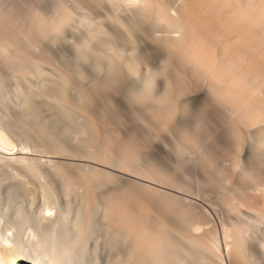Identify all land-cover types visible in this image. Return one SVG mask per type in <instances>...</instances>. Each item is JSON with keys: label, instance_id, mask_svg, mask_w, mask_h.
<instances>
[{"label": "bare ground", "instance_id": "bare-ground-1", "mask_svg": "<svg viewBox=\"0 0 264 264\" xmlns=\"http://www.w3.org/2000/svg\"><path fill=\"white\" fill-rule=\"evenodd\" d=\"M57 1L55 4L53 2H45L44 4H47L48 8L54 9ZM141 1L144 2L145 0ZM146 1L145 3H138L139 5L136 3V5L127 7L126 12L122 15L125 17L123 19H127L124 21L128 23L129 30L134 33V36L137 35L136 37L141 39L145 50L147 49L149 54H153L151 57L147 55L145 61L157 59L156 62L159 57H162L163 62L160 58L162 65L158 68L161 70L155 69L157 79H159V75L167 74L168 70H173V73L178 72L184 83L187 76L191 75L197 85V94H194L193 97L190 95L191 100L203 101L206 108L212 109V112L215 111L213 114L216 117L219 116V120L224 121L222 122L224 126L219 125L220 130L223 127L221 132L217 129L218 126L217 130H213L216 132V134L212 133L213 135L209 134L211 132L207 134V130L204 131L205 128L207 129V124L203 130L198 125L196 129L199 128V131L205 133L202 132V135L197 130L200 134L199 136L198 132H195L198 134L197 136L200 138L204 134L211 135L215 140L214 136L219 130L220 135L218 134L217 137L222 140L230 134L229 137L233 139V141L230 140V143L233 147L228 150L229 147L225 148L222 146L223 144L220 145L222 143L220 140H215V142L218 141V144L216 145L214 142L215 147L212 145V149L216 151H214L216 155L226 153L224 155L230 157L227 159L233 161L235 166L244 164L247 145L256 147L264 154V0H260L261 2L258 3H254L256 0H181L177 6L170 7L174 10H172L173 12L168 9L163 0H149L147 3ZM78 2L81 3V1ZM78 2L74 6L75 8L70 6L72 11L75 9L74 15L68 9V4L66 5L62 0L61 3L65 4L67 8L61 4L59 19L64 17L66 21L72 22L76 16V19L81 18V20L78 19L80 22L82 20L89 21L91 17L87 13L88 9H79L81 4L79 6ZM90 2L92 3L91 10H95L101 18L97 19L98 21L105 18V20L111 21L110 25L115 22L121 28L124 27L122 25L124 21L120 20L123 23L119 22L121 18L117 19V14L110 16L105 9L106 5L104 4L116 3L115 0H91ZM4 21V18L1 17L0 27L9 24ZM96 24L98 23L95 22L94 27H97L96 30H98L100 26H96ZM77 26L80 32L78 27L74 26L77 28L75 32L77 34L83 32L84 36L86 35L83 44L80 43L82 45L73 43L64 35L65 29L60 27L61 35L70 41L71 50L73 52L79 50L78 54H80L78 62H80L81 67H78L79 65L73 66L71 65L73 63L69 62V65H65L69 73L66 71L65 73L69 77H71V73L76 79H79L81 84L88 88L86 92H79L75 95L69 84L68 86L60 84L62 81L60 82L53 77L50 81L47 80L49 86H45L47 88L46 96L43 97L41 87H39L40 92L36 94L37 91L35 92V90L37 89L34 88L36 86H33L34 89L29 88V84L30 86L34 85V83L32 84L34 77L32 70L35 68V64L33 65V62L30 61L28 65L31 66L28 69L21 68L23 70L20 78L18 79L16 76L17 82L21 91L26 84H28L29 89L34 90L33 92L30 91L31 97L25 86L32 98L28 97L30 100H33V95L36 97V94V98L38 95H42L41 98L37 99L41 101L36 103V98L31 102L22 101L25 106H31L29 107L31 109L27 111H25L26 107H21L25 110L19 108L24 111L20 110L26 118H14L8 112L4 115L5 117H0V264H18L20 261H27L31 264H224L223 256L218 250L217 244L213 245L215 243L209 240L211 238L209 237L211 235V233L209 234L210 230L203 229L201 225H205L202 223L201 217L204 216V219L206 215L199 212L201 210L197 206L201 204L197 201L204 204L210 202L211 204L209 203L210 206H208L210 210L213 209L211 206L215 201L226 208L227 202L230 203V201L226 199L228 197L225 195L230 194V192L235 195L237 191L234 193L233 190L238 189V186L234 187L232 177V171H236V167L231 163L230 165L234 168L228 166L229 169H232L230 171L226 166L227 169L218 167L219 165L215 164L216 159L211 158L212 161L209 159L208 155L211 154L209 151L212 150L204 142L207 139L201 140V138L193 137L188 132L195 123L192 125L184 119L183 122H186L184 123L186 126L187 123L192 126H188V131L178 127L182 122L180 119V124H177L179 120L175 121L176 118L178 119L176 112H179V106L177 110L174 108L177 106V102L175 104L176 99H173L174 96L170 93V82L166 77L164 78L165 75L163 77L161 75V78L165 79L161 83L164 84L162 94L155 92L153 77L144 83L134 84L132 81L136 75L133 67L127 61L122 60V56V58L115 57L119 53L113 54V46L109 45L112 43L109 42V38L104 36L105 40H108L105 41L101 36V31L91 30L92 26H89L90 29L83 28V26L80 29L78 24ZM163 26H166L168 31L175 29L178 34L168 33V31L163 34L156 33ZM4 28L6 31L9 30V27L4 26ZM11 36L14 37L15 35L11 33ZM110 39L112 40V34ZM18 40L13 41H16L17 44ZM80 40L82 41L81 38ZM4 43L7 44L5 39L1 44L4 45ZM5 45L4 47H6ZM109 49L112 50L110 54ZM0 50L2 62L7 65L9 63L10 65L11 63L14 64L12 59L16 56L12 55L11 59L7 48H0ZM31 50L26 52H31ZM64 53H61L60 56ZM48 56L46 53L45 58ZM64 57L66 58L65 55ZM64 57L61 58L63 61L68 60V57L66 59ZM106 59L110 61L107 65H110L108 72L106 76L103 75L104 77L99 76L98 72L101 71L100 68H103ZM136 60L140 64L142 59L137 58ZM62 63L64 66L66 62ZM88 63L92 64L90 70L97 72L95 77H92L93 72H84L85 68L89 66ZM18 70L20 71V69ZM88 72L93 75L88 77ZM156 77H154L155 80ZM160 81L162 82V80ZM183 81H176V84L179 85L178 95L180 97L186 93ZM4 83L0 72L1 105L5 102V100L3 102L5 99ZM180 90L182 94H180ZM44 92L46 91L44 90ZM185 96L183 95L184 99ZM98 99L104 100L109 109L112 107L115 116H118V119L116 118V122H119L118 125L122 124L120 122L122 118L119 116L120 110L118 112L117 108L114 107L115 110L113 108L115 106L113 99L115 101L121 99L126 103L129 117H125L127 124H123L127 125H124L127 130L144 129V131L140 130L143 132L142 134H138L139 136L142 135L143 140H145L141 142V145L144 143V150L135 143V140L140 138L139 136L134 140L135 134L132 135L133 138L128 142L124 141V137H121L122 133L119 131L121 126L115 128L118 129L116 130L117 133L113 131L114 126H110L113 125V120L111 121L112 118L109 117L111 113L106 111L100 114L97 111ZM1 105L2 109L5 105H2L3 107ZM72 107L80 108L78 115L81 114L79 111L82 110L81 115H83L84 121L78 123V117L76 120L74 119L73 113L76 110ZM168 108H172L170 112ZM166 109L168 112L165 111ZM77 114L75 116H78ZM218 119L217 121H219ZM213 121L216 120L213 118ZM121 129L123 130V127ZM77 130L82 132V137L71 139L70 135L73 136V132ZM149 130L151 131L150 134H148ZM127 132L130 133V131ZM207 136L204 138L209 137ZM211 136L207 141L211 142ZM195 137L202 141V146H205V143L208 148L202 149L201 141H197ZM126 138L127 136L125 140H127ZM142 138H140L141 141H143ZM171 138L173 142L176 139L175 142L178 140L179 144L181 143L185 147L191 144L190 147L187 146L186 148L188 150L191 147L196 149H191L199 155H197L198 159L196 157L198 160L196 164L205 170L204 172L209 173L206 170H212L211 175L207 173L200 175L193 169L194 167L179 161L180 158L173 160L174 157L178 158V155L175 156L173 152L174 156H172V153L166 151V149L168 151L171 149V152L173 150L172 148L169 149L166 144L167 141H171ZM32 142L62 154V161L70 164L66 165L67 163L64 162L65 165L62 164L63 166H61L63 163L61 160L48 164L45 158L31 152L29 145ZM99 151L105 155V159H103L106 160L105 164H95L93 160H87V157L95 156ZM159 153L167 156L171 163L173 162L175 166L173 172H169V169H166L167 166L163 168L155 161L153 163L151 157V159L148 158L149 156H153V158L162 157ZM144 159H148V161ZM261 160L262 158L255 153L252 154L250 162L246 163L247 170H249L245 169L247 172L243 173L244 169L243 172L238 169V172L244 174L241 177L242 174L240 173L241 180H239L246 185H250L254 181L257 182V176H261L262 169H264V161ZM75 161L82 163H75ZM239 167L243 168L242 166ZM149 174L150 177L152 176L150 179L154 178V182L145 179L149 178L147 177ZM187 180L190 186L194 183L201 184L200 186L204 188L206 194V198H203L205 202L198 198L196 200L193 196L185 193V191H189ZM262 192L264 193V191ZM185 196L190 197H187L188 202L183 201ZM261 196L264 197V195ZM262 199L264 200V198ZM43 202L53 205L55 211L47 214L38 213L35 205ZM229 209L230 213L227 210L225 211L228 213H224H227L237 226L238 224L243 225L240 226L244 229L245 222L240 217L241 214L239 216L232 212V210L234 211L233 208L232 210ZM215 211L213 212L216 213ZM218 211L223 212L220 209ZM216 214L219 215V213ZM239 217L243 220V224ZM245 228L247 230V227ZM25 230H30L34 237L24 238L22 234ZM238 240H235L233 246L230 245L231 248H229L231 263L250 264L247 259V263L242 261V259L245 260L242 258L244 243L242 240H240L241 242Z\"/></svg>", "mask_w": 264, "mask_h": 264}, {"label": "rangeland", "instance_id": "rangeland-1", "mask_svg": "<svg viewBox=\"0 0 264 264\" xmlns=\"http://www.w3.org/2000/svg\"><path fill=\"white\" fill-rule=\"evenodd\" d=\"M54 1V0H53ZM52 0H42L41 2H40V0H0V18L1 17H3L4 18V22L5 23H9V24H7V25H4V26H6L7 28L9 27V30L8 31H6V28H4V26H1L0 27V48L1 49H4V48H7L8 49V55H10V58L12 59V57L13 56H16L15 58L13 57V59H12V61H13V63L15 64H12L11 63V65H10V63L7 65L5 62H2V60L0 59V72H1V75H2V77H3V82H5L4 83V85H5V99H3V102H4V100H5V102H4V104H2V105H5L2 109H1V107H0V117L2 116H4L5 114H6V112H8V113H10L11 115V117H13L14 116V118H20V119H23L24 117L26 118V116H25V114L24 113H22V112H24V111H22V110H25V111H27L28 109H31V108H29V107H31V106H25L24 104H23V102H31V101H34L35 100V98L37 97V93L38 92H40L39 90H40V88L39 87H41L43 90H42V95H43V97H45L46 96V93H47V88H45V86L47 87V86H49V83H48V81H50V79H53V77L54 78H56V79H58L61 83L60 84H66L67 86H68V84H69V87H70V89L73 91V94H78L79 92L81 93H85L86 92V90L88 89V88H85V85L84 84H81V82L79 81V79H76V77L75 76H73L71 73H70V76L71 77H69V75L67 74V73H69V72H67V70H66V67L67 66H65V65H69L70 63L69 62H71V63H73V64H71V65H73V66H78V67H81V65L79 64L80 62H78V57H79V55L80 54H78L79 53V50L77 51V52H73L71 49V47L69 46V43H70V41L68 40H66L65 39V36L67 37V38H69L73 43H75L76 45H82L83 44V42H84V40L86 39L85 37H86V35L84 36V34H83V32L82 33H76L75 32V30L77 29V28H75L74 26H76V27H78L77 26V24L80 26V23H82L81 24V26H80V29H82L81 27L83 26V28H88V29H90L89 28V26H92L91 27V30L92 29H94L93 31H95L96 29H97V27H94L95 25V22L96 23H98V24H96V26L98 25V26H100V27H98L99 29L98 30H96V31H101L100 33H102V37L104 38V36H106V38H109L108 40H109V42H112V43H109V45H112L113 46V54L115 55V53H119V54H116L115 55V57L117 56H119V57H123V59L122 60H124V61H127L128 63H130V65L133 67L132 69H133V71H135V79H134V81H132L134 84L135 83H144V81H147V79H149V78H152L153 77V82H154V85H155V92L156 93H161L162 94V90H163V85L164 84H161V83H163L164 82V78L166 77L168 80H169V82H170V84H169V86L171 87V89H170V87H169V89L171 90V94H172V96H174V98L173 99H176V101H175V104H176V102H177V106L175 107L174 106V108H176V110H177V108H178V106H179V109H178V113L176 112V115H177V117H178V119L176 118V120L175 121H177V120H179V123H178V121H177V124H180V122H181V124L180 125H178V127L180 128V129H183L184 131L186 130V131H188L187 130V128H189V127H191L194 123V125L192 126V128H191V130H190V128H189V134L191 133L192 135H193V137L194 136H197L198 134H199V132H201V131H199L198 129L200 128L201 129V127H202V130L205 128V125L207 126V129L205 128L204 129V131H206V133L208 134V132H211V133H209V134H211V135H213L214 133L216 134V132H213V130L215 131V130H217V129H219L220 130V126L219 125H221L222 124V122H224V121H221V120H219L218 118H220L219 116H217L216 117V115H214L213 113L215 112H212L213 110L212 109H210V108H206V106H205V103L203 102V101H195V100H191V96L190 95H192V97L194 96V94H197V92H196V90H197V85H196V82H194V80L191 78V75L190 76H187V79L185 80L186 82L184 83V81H183V79H180V74L178 73V72H176L175 70V72L173 73V70H168V72H166L167 74H163V75H165L164 76V78H161V75H159L160 77H159V79H157V77H156V73H155V69H158V68H160V66L162 65V63H161V60H162V62H163V59H162V57H159L158 55V61H156L155 62V60H157V59H153V61H150L149 59V61H150V63H149V61L147 62V61H145V59H147V55H150L149 57H151L152 55H151V53L149 54V52H148V50L146 49L145 50V48H144V44H142L143 42L141 41V39L139 38V37H136L137 35H135L134 36V33L133 32H131V30H129V27L127 26V24L128 23H126V21H127V19H123V17H122V15L126 12L125 10H127V7H131V6H133V5H136V3L138 4V3H142L143 1H141V0H115V2L116 3H106V4H104V5H106L105 6V9L107 10V12H108V14L110 15V16H114V14L118 17L117 19H119V18H121V19H119V22H121L120 20H126V21H124V23H123V21L121 22V23H123L122 25L124 26V27H122L121 28V26L120 25H118L117 23H115L114 22V24H112L111 23V25L109 24L111 21H109V20H105V18H103V20L101 21V20H97V19H101L100 18V16L98 15V14H96V11L95 10H91V0H78V1H81V7L79 8V9H81V10H83V9H85V8H87L88 9V14H90V19H89V21H87V20H82L81 22H80V20H81V18H78V19H80V20H78V19H76V16L74 17V20L72 21L73 23H74V26H73V23L72 22H70V21H66L65 19L66 18H64V17H61L60 19H59V17L61 16L60 14H61V12L59 11L60 10V8H61V1L62 0H55V1H57L56 2V5H54L55 7H54V9L53 8H48V6H47V4H44L45 2L47 3V2H53ZM55 1L53 2L54 4H55ZM78 1H76V0H63V3L65 2L66 3V5L69 7L68 9H70L71 11H72V9H71V7L70 6H76V2H78ZM83 1V2H82ZM146 1V0H145ZM145 1L143 2V3H145ZM149 0H147L146 1V3L148 2ZM164 1V3H166V5L168 6V9L169 10H173V9H170V7L171 8H173L174 6H177L178 4H179V2L181 1V0H163ZM244 1V0H243ZM248 1V0H247ZM251 1H254V0H251ZM43 2V3H42ZM258 2H261L260 0L258 1V0H256V1H254V3H258ZM40 3V4H39ZM89 3V4H88ZM59 4V5H58ZM78 4H79V2H78ZM80 4H79V6H80ZM153 4V3H152ZM65 4H62V6H64V7H66L67 8V6H66ZM111 5V6H110ZM139 5V4H138ZM154 5V4H153ZM154 6H156V5H154ZM153 6V7H154ZM45 7H47V8H45ZM75 8V7H74ZM156 8L158 9V7L156 6ZM157 9H154V10H157ZM75 10V9H74ZM73 10V11H74ZM106 10H105V12H106ZM160 10V9H159ZM73 11H72V13H73ZM174 11V10H173ZM172 11V12H173ZM71 13V14H72ZM74 13H76L75 11H74ZM73 13V14H74ZM154 13H156V11H154ZM75 15V14H74ZM157 15V14H156ZM159 15V14H158ZM73 16V15H72ZM125 18V17H124ZM93 20V21H92ZM76 21V22H75ZM86 21H87V24H85L86 23ZM95 21V22H94ZM98 21V22H97ZM106 21H109V22H106ZM90 22H91V24H90ZM76 23V24H75ZM90 25H89V24ZM100 23V24H99ZM108 23V24H107ZM85 26H88V27H85ZM93 24V25H92ZM9 25V26H8ZM116 26V27H115ZM125 26H127V27H125ZM60 27H62V28H64L65 30H64V35L65 36H62L61 35V29H60ZM103 27V28H102ZM119 29H118V28ZM163 27H165V28H163ZM163 27H160L158 30H157V32L156 33H158V34H163L164 32L166 33V31H168V30H166V26H163ZM101 28V29H100ZM121 29V30H120ZM123 29V30H122ZM10 30H12V31H10ZM78 30H79V27H78ZM102 30H104V31H102ZM127 30V31H126ZM175 29H173V30H170V31H168V33H172V34H178V32L175 30ZM107 31V32H106ZM171 31H173V32H171ZM79 32H80V30H79ZM11 33H12V35H17L16 36V38H15V36L13 37V36H11ZM75 33V34H74ZM104 33H106V34H104ZM120 33V34H119ZM82 34H83V36H82ZM111 34H112V40L110 39L111 38ZM119 34V35H118ZM81 35V36H80ZM107 35H109V36H107ZM127 37H126V36ZM11 36V37H10ZM79 38H78V37ZM122 39L123 37H124V39H120L119 37ZM131 36V37H130ZM18 37V38H17ZM84 37V38H83ZM15 38V39H14ZM80 38L82 39V41L80 40ZM106 38H104V40L106 39ZM133 38H135V40H133ZM4 39H5V42H7V44L6 43H4V45L6 46V47H4V45H2L1 43H3L4 42ZM6 39H7V41H6ZM10 39V40H9ZM18 40V42H17V44H16V41H13V40ZM78 41H77V40ZM139 39V40H138ZM8 40H9V42H8ZM108 40H105V41H108ZM111 40V41H110ZM123 40H126V41H123ZM3 41V42H2ZM76 41V42H75ZM132 41V42H131ZM140 41V42H139ZM78 42H79V44H78ZM26 43V44H25ZM80 43H82V44H80ZM2 45V46H1ZM20 45V46H19ZM18 46V47H17ZM23 46V47H22ZM4 47V48H3ZM18 48V49H17ZM20 48V49H19ZM21 48H22V50H21ZM61 48H63V49H61ZM76 48V47H75ZM26 49H32L31 50V52H26V51H30V50H26ZM64 49H65V53H64ZM119 49V50H118ZM26 50V51H25ZM62 50H63V52H62ZM75 50V49H74ZM110 50L111 49H109V54L110 53H112V50H111V52H110ZM48 51V52H47ZM53 51V52H52ZM0 52H1V50H0ZM51 52V53H50ZM69 52V53H68ZM70 52H72V53H70ZM80 52H81V50H80ZM122 52V53H121ZM131 52V53H130ZM146 52V53H145ZM46 53H47V55H49L47 58H45L46 57ZM61 53H64V55L66 56V58L69 56V55H71V56H69L70 58H71V61H69V57H68V60L64 57V55H62V56H60L61 55ZM78 55H77V54ZM68 56H67V55ZM141 54V55H140ZM13 55V56H12ZM29 55V56H28ZM124 55V56H123ZM12 56V57H11ZM111 56H113V55H111ZM43 57V58H42ZM65 58L66 59V61H63L61 58ZM114 57V56H113ZM121 57V58H122ZM17 58V59H16ZM142 59L141 60V63L139 64V63H137L138 61L136 60V59ZM160 58H161V60H160ZM32 59V60H31ZM64 59V60H65ZM144 59V60H143ZM44 60V61H43ZM48 60V62H46ZM72 60H74L73 62H72ZM11 61V62H12ZM17 61V62H16ZM30 61H32L33 62V65L35 64V68H33V70H32V74L34 75V77H33V81H32V84L34 83V85H32V86H30V84H29V88H33V86H36V87H38V88H36V87H34L35 89H37V90H35V92H36V94L35 93H33V94H35V96L36 97H34V95H33V100H30L29 98H31L32 97V94L30 93V91L32 90V89H29L28 88V84H26V85H24L23 86V91H21L20 90V88H19V85H18V79L20 78V75H21V72H22V70H21V68H24V69H28L31 65H28V64H30ZM66 62L65 64H64V66H63V63L62 62ZM90 61H92V60H90ZM109 60L108 59H106L105 60V63H103L104 65H103V68H100V72H98V74H100L99 76H106V74H107V72H108V69H109V67H110V65L109 66H107L109 63H110V61L108 62ZM160 61V62H159ZM20 62V63H19ZM28 62V63H27ZM39 62V63H38ZM67 62H68V64H67ZM45 63H46V65H45ZM48 63V64H47ZM76 63H78V64H76ZM28 66H27V65ZM37 64V65H36ZM40 64H41V66H40ZM76 64V65H75ZM89 64V66L88 67H86L85 68V71L84 72H87V71H89V72H93V70L91 71L90 70V68L92 67L91 65V63H88ZM151 64V65H150ZM7 65V66H6ZM19 65V66H18ZM21 65V66H20ZM70 65V66H71ZM5 66V67H4ZM27 68H26V67ZM38 66V67H37ZM47 66V67H46ZM49 67V68H48ZM65 67V68H64ZM20 69V71L18 70V69ZM49 69V70H48ZM41 70V71H40ZM158 70H161V69H158ZM157 70V71H158ZM18 71H19V73H18ZM48 71H49V73H48ZM55 73H54V72ZM65 71L67 72V73H65ZM172 71V72H171ZM15 72V73H14ZM37 72V73H36ZM57 72H59L58 74H56ZM88 72V73H89ZM171 72V73H170ZM16 73H18V74H16ZM36 73V74H35ZM66 74H67V76H66ZM92 73H89V75H88V77H90V76H92L93 74V76L92 77H95L96 76V74H97V72H93V74L91 75ZM154 75V76H152V75ZM58 75V76H57ZM62 77H61V76ZM138 75V76H137ZM151 75V76H150ZM163 75H162V77H163ZM169 75V76H168ZM176 75V76H175ZM177 75H179V77H177ZM16 76H17V78H16ZM64 76H66L65 78H64ZM73 76V77H72ZM103 76V77H104ZM49 77H51V78H49ZM60 77V78H59ZM154 77H156V80L154 79ZM175 77V78H174ZM62 78V79H61ZM61 79V80H60ZM142 79V80H141ZM164 79V80H163ZM48 80V81H47ZM70 81V82H68V81ZM77 80V81H76ZM160 80H162V82L160 81ZM180 80L181 81H183L182 83H184L183 85H185V88L184 89H186L185 91H186V96H185V94H182L181 93V90H180V94H182L181 96L182 97H180L179 95H178V93H179V89H178V87H179V85H177L176 84V81L178 82H180ZM79 81V82H78ZM48 83V84H47ZM190 83V84H189ZM134 84H132V85H134ZM179 84V83H178ZM187 84V85H186ZM51 85V84H50ZM27 87V89L29 90V93L31 94V97H30V95H29V93L27 92L28 90L26 89V87ZM45 88H43V87ZM72 86V87H71ZM82 86V87H81ZM181 86V85H180ZM166 87V86H165ZM164 87V88H165ZM33 88V89H34ZM84 88V89H83ZM181 88V87H180ZM24 90H26V91H24ZM44 90L46 91V92H44ZM169 90V91H170ZM34 90H32V92H33ZM162 91V92H161ZM75 92V93H74ZM182 92H183V89H182ZM26 93V94H25ZM7 94V95H6ZM9 94V95H8ZM41 95V96H42ZM160 95V94H159ZM183 95L186 97L185 99H184V97H183ZM41 96L40 95H38V98H41ZM26 97V98H25ZM29 97V98H28ZM182 98V99H180V98ZM38 98H36V100L38 99ZM29 99V100H28ZM32 99V98H31ZM35 100V102L36 103H38V101L40 102L41 100H37L36 101ZM114 100V105L115 106H113V108L115 107V108H117V111L119 112V110H120V112L119 113H121L119 116H120V118H122V119H120L121 121V123L123 124V123H125V124H127L126 123V118L125 117H129V111H128V106L126 105V103H124L123 101H121V99L120 100H117V101H115V99H113ZM180 100V102H178ZM23 101V102H22ZM118 101H121V102H118ZM185 101V102H184ZM22 102V103H21ZM116 102V103H115ZM173 102H174V100H173ZM188 102V103H187ZM112 103V104H113ZM122 104H124V105H122ZM180 104H181V106H180ZM186 105V106H185ZM23 106V108L24 107H26L25 109H23V108H21ZM118 106V107H117ZM123 106V107H122ZM126 106V107H125ZM28 107V108H27ZM19 108H21V109H19ZM74 110H76L75 112H76V114L78 113V109H80V108H77L76 109V107H72ZM97 111L100 113V114H103V113H105L106 111H108L109 113H111V114H109V117H110V119H111V121H112V123H113V125L111 124V121H110V126H114L113 127V131H115V133H117V131L116 130H118V129H115L116 127L117 128H119L120 126H121V128L123 127V130L121 129V128H119V131H120V133H122V135H121V137L124 139V141H130L131 140V138H133L132 137V135H134L135 134V137L133 138L134 140L136 139V138H142L143 136L141 135V136H139L138 134H142L143 132H141L140 130H142L141 128L139 129V130H137L136 128H134V129H130V128H128V129H130V130H127V128L125 127V126H127V125H125V124H117V123H119V122H116L117 120H116V118L118 119V116H115V112H113V109H111L112 110V112L110 111V109L107 107V105H106V103H104V100H102V99H98V105H97ZM115 108H114V110H115ZM170 108V107H169ZM168 108V109H169ZM206 108V109H205ZM168 109H166L165 111H167L168 112ZM172 109V108H171ZM171 109H169V112H170V110ZM22 112H21V111ZM73 110V111H74ZM130 110V109H129ZM212 110V111H211ZM72 111V112H73ZM82 110H80L79 111V114L81 113L82 114V112H81ZM124 113H123V112ZM5 112V113H4ZM75 112L73 113L74 115H73V117H75L74 119L76 120V118H77V122L79 123H81L82 121H84V117H83V115H78V116H75L76 114H75ZM107 112V113H108ZM83 113H84V111H83ZM172 113V112H171ZM208 113V114H207ZM180 114V115H179ZM80 116V117H79ZM210 116V117H209ZM5 117V116H4ZM28 117V116H27ZM83 117V118H82ZM176 117V116H175ZM204 117V118H203ZM222 117V116H221ZM202 119V121L204 122H202L201 121V119ZM213 118L216 120V121H213L212 122V120H213ZM80 119V120H79ZM128 119V118H127ZM185 119V120H184ZM198 119V120H197ZM212 119V120H211ZM217 119L219 120V121H217ZM125 120V121H124ZM183 120L184 121H188V122H190V123H192V125H188V123H187V126H186V124H184V123H186V122H183ZM189 120H191V121H189ZM209 120H211V121H209ZM206 121H209V122H207L206 123ZM200 122H201V124H200ZM202 124H203V126H202ZM208 124H209V127H211V128H209L208 127ZM125 125V126H124ZM184 125V126H183ZM199 125V126H198ZM223 126H224V123L222 124ZM221 125V126H222ZM119 126V127H118ZM189 126V127H188ZM199 127L198 129H196V127ZM215 126V127H214ZM219 126V127H218ZM140 127V126H139ZM193 127H194V133H193ZM218 127V128H217ZM125 128V129H124ZM213 128V129H212ZM217 128V129H216ZM222 128L223 127H221V130H222ZM209 129V130H208ZM211 129H212V131H211ZM122 130V131H121ZM125 130H126V132H125ZM182 130V131H183ZM196 130V131H195ZM199 132H198V131ZM218 130V131H219ZM221 130H220V132H221ZM127 131H130V133L129 132H127ZM142 131H144V129L142 130ZM183 131V132H184ZM204 131H202V132H204ZM217 131V135H215L214 137H215V140H220V142H222V143H220V145H222L223 147H225V148H228V150L230 149V147H233V145H231V143H230V140H232L233 141V139H231V137H229L230 136V134H229V136H227L225 139L224 138H222V140H221V138H219V137H217V136H219L220 134V132H218ZM124 132V133H123ZM141 132V133H140ZM188 132H186L187 134H188ZM198 132V134H196V133ZM200 133V134H202L203 135V133ZM82 132L81 131H76V132H73V136L72 135H70V137H71V139H79V138H81L82 137V135L83 134H81ZM126 133V134H125ZM145 133H147V131H145ZM151 133V131L149 130L148 131V134H150ZM205 133V132H204ZM213 133V134H212ZM124 134V135H123ZM147 134V135H148ZM200 134H199V136H200ZM219 134V135H218ZM191 135V136H192ZM201 135V140L203 139V140H208V138L211 136H207V135H205L204 134V136H202ZM127 136V140H125V137ZM130 138H129V137ZM139 136V137H138ZM148 136H150V135H148ZM190 136V137H191ZM199 136H197L198 138H199ZM205 136H207L208 138H204ZM76 137V138H75ZM197 137H195L196 139H197ZM203 137V138H202ZM140 138L136 141L135 140V143H137V145L140 147V148H143V150L145 149V146L143 145L144 143H142V145H141V142H144L145 140H143L144 138H142V140L143 141H141L140 140ZM170 138V137H169ZM192 138V137H191ZM199 138V139H200ZM199 139H197V141L199 140ZM211 142L213 143H211V142H209V141H204L207 145H208V147L212 150V151H209V152H211V154H209L208 156L210 157L209 159L211 160V158L213 159H216V162H215V164H218L219 166L218 167H220V168H222V167H228V166H231L232 167V165H234V163H233V161L231 162V161H229V159H227V158H230V157H227V156H225L226 155V153H224V154H222V153H220V155H219V153H218V155H216V151L215 150H213L212 149V145H214V142H215V140H213L214 138H213V136H211ZM175 140L176 139H174V142L172 141V138H171V141H167L166 142V144H167V146L169 147V149L170 148H172L173 150H172V152H171V149H170V151H168L166 148H167V146H165L164 144H163V146L164 147H166L165 149H166V151L168 152V153H172V156H174L173 155V152H174V154H175V156H177L178 155V158L177 157H174V159L173 160H175V158L176 159H179V161H182V162H186L185 164H187V166H190V167H194L193 169L195 170V171H197L198 173H200V175H205L206 173L209 175L210 173H212V170H206V171H209V173L208 172H204L205 170H202L201 169V167H199L196 163H197V161L198 160H196V157H197V155L198 154H196L195 153V151L194 150H192L191 151V149L193 148V147H191L189 150L186 148L187 146H191V144H189V145H186V147L183 145V144H179V142H178V140H177V142H175ZM201 140H199V141H201ZM223 140H225V141H223ZM128 141V142H129ZM192 141V140H191ZM217 141V142H218ZM193 142V141H192ZM191 142V143H192ZM196 142V141H195ZM217 142H215V144L217 145L218 143ZM228 142H229V144H228ZM162 143H164V142H162ZM199 143V142H198ZM204 143V145L205 146H202L203 144H202V141H201V147H202V149L204 148V149H206V148H208L207 147V145ZM209 143L211 144L210 146H209ZM225 143V144H224ZM195 144H197V142L195 143ZM170 145V146H169ZM194 145V144H193ZM192 145V146H193ZM230 145V146H229ZM144 146V147H143ZM197 146V145H196ZM195 146V147H196ZM219 146V145H218ZM214 147H215V145H214ZM29 148H30V150H32L31 152L33 153L34 152V154L36 153V154H39L40 156H42L43 158H45L46 159V161H47V163L48 164H50V163H56L55 161H57V160H61L62 161V159H61V157L63 156L62 154H60V153H58V152H55V151H53L52 149H50L49 147H46V146H41V144H38V143H35V142H32L30 145H29ZM197 148V147H196ZM200 148V147H199ZM193 149H195V148H193ZM196 150V149H195ZM199 150H201V149H199ZM198 150V151H199ZM232 150H233V148H232ZM165 150H164V153L166 152ZM215 151V152H214ZM162 153H163V151H161ZM160 152V153H161ZM197 152V151H196ZM100 153V154H99ZM159 153V155H161ZM163 153V154H164ZM195 153V154H194ZM200 153H202L201 151H200ZM212 153H214L213 155H212ZM256 154L258 157H260V158H262V160L261 161H264L263 159H264V154L261 152V151H259L256 147H254V146H248L247 145V147L245 148V155H246V159H245V162H244V164H246L247 162H250L249 160L251 159V155L252 154ZM99 155V156H98ZM101 155V156H100ZM94 156V155H93ZM93 156H90V157H87V160H89V161H92L93 160V163H95V164H105V162H106V160H103V159H105V155L104 154H102L101 153V151H99L98 152V154L97 155H95L94 157H96V158H94ZM162 157H160V156H157V157H155V158H153V156H149L148 158H152V162L154 163V161H155V163H157L158 165H161V167H163V168H166L165 166H167V170L169 171V172H173L175 169H173V168H175V166H174V164H173V162L171 163L170 162V160L168 159V157L166 158L165 157V155H161ZM199 156V155H198ZM220 156V157H219ZM222 156V157H221ZM224 156V157H223ZM100 157V158H99ZM165 157V158H164ZM219 158V159H217V158ZM101 158H102V160H101ZM150 158V159H151ZM252 158H253V156H252ZM80 159V158H79ZM84 159V158H83ZM165 159H166V161H165ZM197 159H198V157H197ZM213 159V160H214ZM226 159V160H225ZM145 161L147 160L148 161V159H144ZM144 160H143V163H144ZM160 160V161H159ZM162 161V162H161ZM167 161H168V163H167ZM171 161H172V159H171ZM212 161V160H211ZM63 163H61V166H63V165H65L64 164V162L65 163H67L66 165H68V164H70V163H68V162H66V161H62ZM163 162H165V163H163ZM219 162V163H218ZM75 163H82V162H80V161H75ZM176 163H177V161H176ZM225 163V164H224ZM231 163H233L232 165H230ZM63 164V165H62ZM72 164V163H71ZM165 164V165H164ZM172 164V165H171ZM178 164V163H177ZM176 164V165H177ZM243 163L241 164V165H239V166H242L243 168L241 169V167H239V166H235L236 168H235V170L237 171H232V169L230 168L229 169V167H228V169L230 170V171H232L233 172V174H232V177H233V183H234V187L236 186H238L237 188L238 189H234L233 190V192L234 191H237L236 192V194L234 195L233 193H231L230 192V194L229 193H227V195H225V196H227L228 198H226L227 200H229L230 201V203L229 202H227V204H228V206L226 207V208H224V207H222V205H220L219 203H216L217 201H213L212 199V202H214V203H212L213 205L211 206V208L213 207V209H211L210 210V207H208V206H210L209 205V203L208 202H205L204 200H203V198H206L205 197V191H204V188L202 187V186H200L201 184L199 183V184H193L192 186H190L189 185V181L187 182V184L189 185V191L188 192H186L185 191V193L187 194V195H190V196H193L194 198H196V200H198V199H201V200H203L206 204H204V203H201V202H199V201H197V203H199V204H201V205H199V206H197V208L198 209H200L201 211H199L200 213L201 212H203L205 215H206V219L204 220L203 219V217H201V216H199V217H201V219H202V223H204L205 225H203V224H201L202 226H203V229H209L210 230V232H209V234L211 233V235L209 236V237H211V238H209V240H211L212 242H214L215 244H213L211 241H210V243H212L213 245H216L219 249V251L221 252V254H222V256H223V263L224 264H233V263H231V260L232 259H230L231 258V255L229 254V248H231V246H233V244H234V242H235V240H238V239H240V240H242V243H244V245H243V248H242V251H243V253H242V255H243V257L242 258H244L245 260H243L242 259V261H245L246 262V259H247V261H248V263H250V264H264V203H263V199L262 198H264L263 196H261V195H264V193L262 192V191H264V169H262L263 170V172H262V174H260L261 176H257L258 177V179H257V177H255L256 179H257V182L256 181H254V182H251L250 183V185H246V184H244L243 183V181H240L241 180V177L244 175V174H242L241 172H238L239 170H243L242 172L243 173H246L248 170H247V164L246 165H244ZM144 165V164H143ZM146 165V164H145ZM244 165V166H243ZM172 167L171 169H173V170H171L169 167ZM245 166H246V168H245ZM225 167V168H226ZM162 168V169H163ZM196 168V169H195ZM232 168H234V167H232ZM227 169V168H226ZM239 169V170H238ZM247 171H246V170ZM165 170V169H164ZM163 170V171H164ZM166 170V171H167ZM204 172V173H203ZM236 174H235V173ZM240 173L242 174L241 175V177H240ZM211 175V174H210ZM235 175H236V177H235ZM263 176V177H262ZM147 177H149V178H145V179H149V181L151 180V182H154V178L153 179H150V178H152V176L150 177V174H149V176H147ZM238 178V179H237ZM237 179V180H236ZM240 179V180H239ZM235 180H236V182H235ZM190 181H193V180H190ZM240 183H239V182ZM257 184V185H256ZM240 185V186H239ZM257 187H256V186ZM192 187V188H191ZM233 187V186H232ZM233 187V188H234ZM254 187V188H253ZM256 187V188H255ZM179 190V189H178ZM239 190V191H238ZM251 191V192H250ZM182 192H184V191H182ZM242 192V193H241ZM235 193V192H234ZM237 193H240V194H237ZM255 193H257V194H255ZM233 194V195H232ZM230 195V196H229ZM238 196V197H237ZM187 197L188 196H185L183 199V201L185 202H188V200H187ZM236 197V198H235ZM245 197V198H244ZM258 197V198H257ZM188 198H190V197H188ZM198 198V199H197ZM186 199V200H185ZM243 199V200H242ZM194 200V199H193ZM44 203V204H43ZM43 203H41V204H38V205H35V207H36V210L38 211V213H45V214H47V213H52V212H54L55 211V208L53 209V205H49V204H47L46 202H43ZM207 203H208V205H207ZM253 203V204H252ZM211 204V203H210ZM217 204H219V205H217ZM230 204V205H229ZM215 205V206H214ZM48 206H49V208H48ZM245 206V207H244ZM51 207V208H50ZM215 207V208H214ZM248 207V208H247ZM222 208V209H221ZM229 210H232V208L234 209V211L232 210V212L234 213L235 212V214H237V215H239L240 216V214H241V218H243V220H244V226L245 227H247V230H246V228L244 227V229L241 227V226H243V225H239L238 224V226H240V228H238V226L236 225V223L234 222V221H232L231 219H230V217L228 216V209ZM214 209H217L216 211L214 210ZM222 210L223 212H221V216H220V212L218 211V210ZM225 210H227V211H225ZM196 211H197V209H196ZM213 211H215L216 213H219V215L218 214H216V213H214ZM218 211V212H217ZM241 211H243V212H241ZM247 211V212H246ZM224 212H227V213H224ZM231 212V214H233ZM238 212V213H237ZM199 213V214H200ZM207 213V214H206ZM230 213V212H229ZM204 214H202V215H204ZM224 214H227V215H224ZM201 215V214H200ZM224 215V216H223ZM243 215V216H242ZM228 216V217H227ZM235 216V215H234ZM220 217V218H219ZM224 217H226V218H224ZM239 217V218H240ZM240 218V221L242 220ZM200 219V220H201ZM224 219V220H223ZM228 220H229V222H228ZM231 220V221H230ZM243 220H242V224H243ZM206 222V223H205ZM208 223V224H207ZM234 223V224H233ZM245 224H247V225H251L250 227L249 226H246ZM205 226V227H204ZM237 228V229H236ZM242 230V231H241ZM24 232V231H23ZM30 233V234H29ZM214 235H215V237H214ZM22 236H24V238H26V239H30L31 237H34V235H33V233L30 231V230H25V232L22 234ZM214 238V239H213ZM238 238V239H237ZM244 239V240H243ZM249 239V240H248ZM240 240H238V241H240ZM247 241V243H246V241ZM243 241H245V242H243ZM241 242V241H240ZM230 243V244H229ZM246 243V244H245ZM231 245V246H230ZM247 245V246H246ZM250 246V247H249ZM247 247V248H246ZM249 247V248H248ZM252 247V248H251ZM251 249V250H250ZM247 250V251H246ZM250 250V251H249ZM230 255V256H229ZM229 257V258H228ZM259 258V259H258ZM247 263V262H246ZM245 264V263H244Z\"/></svg>", "mask_w": 264, "mask_h": 264}, {"label": "water", "instance_id": "water-1", "mask_svg": "<svg viewBox=\"0 0 264 264\" xmlns=\"http://www.w3.org/2000/svg\"><path fill=\"white\" fill-rule=\"evenodd\" d=\"M18 264H31V263L27 261H20Z\"/></svg>", "mask_w": 264, "mask_h": 264}]
</instances>
